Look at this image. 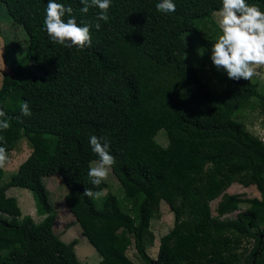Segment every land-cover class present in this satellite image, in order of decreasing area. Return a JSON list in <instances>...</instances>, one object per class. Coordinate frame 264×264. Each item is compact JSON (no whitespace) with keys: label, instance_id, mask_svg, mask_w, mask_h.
<instances>
[{"label":"trees","instance_id":"obj_1","mask_svg":"<svg viewBox=\"0 0 264 264\" xmlns=\"http://www.w3.org/2000/svg\"><path fill=\"white\" fill-rule=\"evenodd\" d=\"M57 2L71 6L81 26L93 24L90 47L50 40L43 25L48 0H0L28 38L0 88V109L11 125L0 132V144L8 155L24 139L32 148L0 187V264H82L78 241L65 242L54 229L57 215L45 183L54 175L63 178L66 204L100 264H136L130 240L144 264L154 263L147 234L155 236L153 200L166 202L175 218L161 237L157 264H186L182 254L190 246L195 264H264V140L239 118L252 100L264 114V92L252 80L230 79L211 60L220 34L213 13L222 0H173L176 11L168 14L157 11L159 0H112L99 30L98 8L84 14L80 0ZM247 3L264 11V0ZM188 37L201 47L196 62L187 58ZM23 101L31 116L21 114ZM161 130L167 145L157 139ZM91 135L119 159L113 172L132 203L128 210L113 193L102 207L82 196L86 187L108 185L97 189L87 175L98 159ZM3 174L0 169V179ZM234 183L256 186L261 197L227 192ZM12 186L33 192L45 215L41 222L23 215L18 199L7 194ZM219 197L214 214L211 203Z\"/></svg>","mask_w":264,"mask_h":264},{"label":"rangeland","instance_id":"obj_2","mask_svg":"<svg viewBox=\"0 0 264 264\" xmlns=\"http://www.w3.org/2000/svg\"><path fill=\"white\" fill-rule=\"evenodd\" d=\"M3 5L0 3V88L2 86L4 74L12 73V67L22 58L28 43V38L23 27L19 26L11 19L5 5ZM214 18L216 20L215 16ZM187 43L189 47L187 58L192 62L198 61L201 52V47L197 45L198 41L193 43L188 37ZM207 70L208 75L211 76V84L215 88L220 89L221 85L217 76L211 71V65H207ZM252 81L258 85L260 91L264 92V80L253 78ZM254 103L255 101L252 100L247 108L241 109L239 111V115L241 114L239 118L240 121L245 123L248 130L264 140V114L261 112V106L257 109L251 107ZM164 132V130H161L157 139L162 145H167L168 139ZM31 152L32 148L28 141L24 139L19 142L16 150L12 151L9 155V162L4 168H0L4 171L3 177L0 179V187L10 181L12 175L18 170L20 164L30 156ZM115 158L116 163L114 165L119 162V159L117 157ZM113 167L108 178L105 180L108 183L103 189L105 194L101 198L96 199V203L99 207H102L104 199L109 193H113L122 203L124 210H128V205L131 207L132 203L126 198L123 187L113 172ZM45 183L50 191V199L57 215L54 225L55 232L65 242L78 241L76 252L82 264H100L102 259L101 256L88 238L83 235L80 224L66 204L65 196L68 193V189L63 178L60 175L48 176L45 178ZM227 192L237 193L247 198L261 197L259 190L254 185L244 187L239 183H234ZM7 194L18 199L23 215H31L37 222H41L45 218V215L38 213L36 198L31 190L12 186L7 189ZM219 200L220 197L211 203L214 214H217L216 207ZM151 205L153 207L151 229L155 233V236L153 237L149 232L147 233L149 239L148 253L151 255L153 261L158 263L161 237L173 228L175 218L174 213L166 202L153 200L151 201ZM246 207L247 205H242L241 209L244 210ZM235 215L236 212L230 214V216ZM152 237L154 238V242ZM130 241L133 244L129 246V256L136 264H144L137 254L133 240ZM245 246L251 248L253 246V241L250 243L246 242ZM182 255L186 264H195L196 247L190 246L183 251Z\"/></svg>","mask_w":264,"mask_h":264},{"label":"clouds","instance_id":"obj_3","mask_svg":"<svg viewBox=\"0 0 264 264\" xmlns=\"http://www.w3.org/2000/svg\"><path fill=\"white\" fill-rule=\"evenodd\" d=\"M83 7L81 13H88L90 7L99 9L94 27L101 28L99 21L108 22V11L112 0H80ZM157 11L168 14L176 11L173 0H159ZM73 8L58 3L57 0H48L46 15L43 21L44 29L53 43L68 48L84 49L92 43V23L81 26L72 16ZM69 17L66 22L63 19ZM220 34L211 47V60L214 66L224 70L230 79L249 80L259 78L264 80V11L247 0H222L220 9L213 13ZM23 116H31L32 112L28 101L20 104ZM6 112L0 109V132L10 128ZM0 135V142L4 141ZM91 150L98 157L89 164L87 175L90 183L97 189L108 178L113 165L116 163L114 155L110 154L109 145L102 142L96 135L89 137ZM9 162L8 149L0 144V168ZM103 190L93 191L85 188L82 196L90 199H99L104 195Z\"/></svg>","mask_w":264,"mask_h":264},{"label":"water","instance_id":"obj_4","mask_svg":"<svg viewBox=\"0 0 264 264\" xmlns=\"http://www.w3.org/2000/svg\"><path fill=\"white\" fill-rule=\"evenodd\" d=\"M153 264H157V263L154 262Z\"/></svg>","mask_w":264,"mask_h":264}]
</instances>
